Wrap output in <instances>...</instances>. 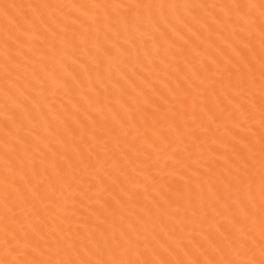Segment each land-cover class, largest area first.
<instances>
[{
	"label": "snow or ice",
	"instance_id": "1",
	"mask_svg": "<svg viewBox=\"0 0 264 264\" xmlns=\"http://www.w3.org/2000/svg\"><path fill=\"white\" fill-rule=\"evenodd\" d=\"M0 264H264V0H0Z\"/></svg>",
	"mask_w": 264,
	"mask_h": 264
}]
</instances>
